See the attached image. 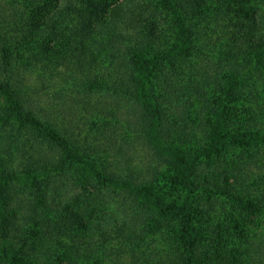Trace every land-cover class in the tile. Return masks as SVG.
<instances>
[{
	"label": "trees",
	"instance_id": "16d2710c",
	"mask_svg": "<svg viewBox=\"0 0 264 264\" xmlns=\"http://www.w3.org/2000/svg\"><path fill=\"white\" fill-rule=\"evenodd\" d=\"M131 134L180 204L96 166ZM0 137V264H264V0H0Z\"/></svg>",
	"mask_w": 264,
	"mask_h": 264
},
{
	"label": "rangeland",
	"instance_id": "374dc122",
	"mask_svg": "<svg viewBox=\"0 0 264 264\" xmlns=\"http://www.w3.org/2000/svg\"><path fill=\"white\" fill-rule=\"evenodd\" d=\"M209 55L210 57L212 56L211 54ZM44 71H46V69H44ZM59 79H61V77H59ZM36 80L37 79L35 78H29V79H23V81L21 80V82H25V84L32 83L35 86V87L32 86V88L37 89ZM41 100L46 101V98L45 97L41 98ZM128 102L129 101L123 100V101H118L116 103L115 100L112 99L110 95L103 93H95V95L92 96L91 99V103H93L92 107L96 105V107L102 110L104 114H106L107 112H114L116 110L118 117L124 121H127V119L129 118L131 119L133 114L135 113L134 109L130 106V103ZM80 113L84 114L85 111L83 110ZM79 122H83V121H79ZM83 126L87 127L85 129H89L88 124L84 123ZM93 131L94 130H92L91 132L95 133ZM85 133H87V130ZM96 137L97 138H94V136H90L96 148L99 149L97 154L98 157H96V166L99 169H101L100 163L104 161L107 166H110V169L115 171H122V172L133 171L138 176L144 174L146 177H152L158 174L159 181H157V185H156L157 188L156 194L159 197H163L164 202L171 205L172 204L178 205L182 202L184 198L183 196L184 188L182 186L183 174H182L181 166L179 168L177 167L170 168L169 165L166 164L151 149L152 147L144 143V141L139 136H134L131 134L130 137H126L125 142L120 143L121 149L119 148L118 145L116 146L119 151H115L113 146H110V144L99 135H97ZM134 256H135L134 254L129 255L128 258L124 256L120 261L123 264L125 263L133 264L132 261L134 260ZM138 262L141 263V260L138 259Z\"/></svg>",
	"mask_w": 264,
	"mask_h": 264
}]
</instances>
